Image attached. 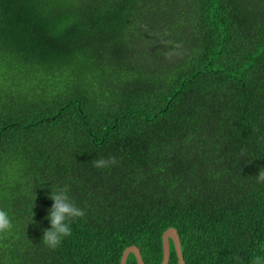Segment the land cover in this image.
<instances>
[{
	"label": "trees",
	"instance_id": "16d2710c",
	"mask_svg": "<svg viewBox=\"0 0 264 264\" xmlns=\"http://www.w3.org/2000/svg\"><path fill=\"white\" fill-rule=\"evenodd\" d=\"M261 168L264 0H0V209L13 222L0 264H119L131 246L161 264L170 228L185 264H251ZM65 185L86 214L50 249V192Z\"/></svg>",
	"mask_w": 264,
	"mask_h": 264
},
{
	"label": "clouds",
	"instance_id": "9594fccd",
	"mask_svg": "<svg viewBox=\"0 0 264 264\" xmlns=\"http://www.w3.org/2000/svg\"><path fill=\"white\" fill-rule=\"evenodd\" d=\"M116 162L115 157H100L94 161V166L107 168ZM256 179L258 183H264V168L259 170ZM49 198L53 202L46 217L50 223V228L44 230L42 243L50 249H56L65 238L71 236V222L77 218H83L86 213L70 198L69 188L66 185L51 189ZM12 229L13 222L8 211L0 209V234L10 232ZM251 264H264V256L253 257Z\"/></svg>",
	"mask_w": 264,
	"mask_h": 264
},
{
	"label": "water",
	"instance_id": "95a60500",
	"mask_svg": "<svg viewBox=\"0 0 264 264\" xmlns=\"http://www.w3.org/2000/svg\"><path fill=\"white\" fill-rule=\"evenodd\" d=\"M170 241L172 242V245H173V248L175 251V255L177 258V264H185L182 253H181V245H180V240H179L178 234L172 228L167 229L162 234V237H161V242H162V261H161V264H168L169 257H170V255H169V250H170L169 249V242ZM129 254H132L134 256L137 264H144L142 261L139 250L134 246L128 247L123 251L119 264H126V260L129 256Z\"/></svg>",
	"mask_w": 264,
	"mask_h": 264
}]
</instances>
